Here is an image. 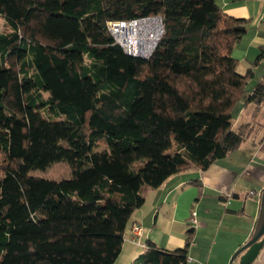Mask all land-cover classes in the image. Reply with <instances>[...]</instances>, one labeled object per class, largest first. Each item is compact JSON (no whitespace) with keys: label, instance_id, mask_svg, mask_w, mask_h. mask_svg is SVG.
I'll use <instances>...</instances> for the list:
<instances>
[{"label":"trees","instance_id":"1","mask_svg":"<svg viewBox=\"0 0 264 264\" xmlns=\"http://www.w3.org/2000/svg\"><path fill=\"white\" fill-rule=\"evenodd\" d=\"M0 17V264H114L142 187L248 135L232 115L252 78L232 57L246 22L216 0H0ZM149 17L163 29L146 59L107 30ZM59 162L70 178L29 175ZM188 244L148 241L132 264H187Z\"/></svg>","mask_w":264,"mask_h":264},{"label":"crops","instance_id":"2","mask_svg":"<svg viewBox=\"0 0 264 264\" xmlns=\"http://www.w3.org/2000/svg\"><path fill=\"white\" fill-rule=\"evenodd\" d=\"M216 3L226 16L246 22L232 57L239 73L250 69L252 78L248 94L235 105L232 115L234 128L247 126L248 135L238 149L206 170L181 171L141 195L144 205L133 213L114 264H132L146 251L148 241L174 250L184 247L187 239V264H239L244 251L230 260L254 233L264 190V101L247 98L255 85L264 83V57L256 61L264 50V0ZM133 225L142 229L138 244L129 241ZM251 264H264V244Z\"/></svg>","mask_w":264,"mask_h":264},{"label":"built area","instance_id":"3","mask_svg":"<svg viewBox=\"0 0 264 264\" xmlns=\"http://www.w3.org/2000/svg\"><path fill=\"white\" fill-rule=\"evenodd\" d=\"M107 30L123 51L132 56H138L140 58H148L154 47L156 46L161 34H162V24L159 17H149L145 19H139L130 22H107ZM131 25H138L139 30H136V38L139 39L141 45H144L142 51H138L137 48L130 47L126 42H122L118 39V35L122 31L128 32L127 28ZM137 46V45H136ZM253 195V192L250 193ZM192 216H195L193 213ZM195 223V219H193ZM142 229L138 225H133L131 228V235L129 241L132 244H138V239L141 236Z\"/></svg>","mask_w":264,"mask_h":264},{"label":"water","instance_id":"4","mask_svg":"<svg viewBox=\"0 0 264 264\" xmlns=\"http://www.w3.org/2000/svg\"><path fill=\"white\" fill-rule=\"evenodd\" d=\"M133 57H138V56H133ZM263 244H264V190L261 195L260 212L254 233L251 239L233 255V257L230 260V263H232L234 259L238 257L241 252L244 251V254L239 257V264H251L256 259Z\"/></svg>","mask_w":264,"mask_h":264},{"label":"rangeland","instance_id":"5","mask_svg":"<svg viewBox=\"0 0 264 264\" xmlns=\"http://www.w3.org/2000/svg\"><path fill=\"white\" fill-rule=\"evenodd\" d=\"M0 20H3V19L0 17ZM2 29L3 28L0 23V32L7 31V30H2ZM237 70H239L238 72H240V69H237ZM29 175L37 177V178H42L48 181H61V180L68 179L71 177V169L65 162H59V163H55L51 165L50 167H48L46 170H43V171L41 170L31 171ZM148 190H151V188L144 186L141 188L140 194L142 196H145Z\"/></svg>","mask_w":264,"mask_h":264},{"label":"bare ground","instance_id":"6","mask_svg":"<svg viewBox=\"0 0 264 264\" xmlns=\"http://www.w3.org/2000/svg\"><path fill=\"white\" fill-rule=\"evenodd\" d=\"M139 29L140 27L138 25H131L127 28L128 32L122 31L121 34L118 35V39L122 42H126L130 45V47L137 48L138 51H142L144 45H141L139 39L136 38V30Z\"/></svg>","mask_w":264,"mask_h":264}]
</instances>
